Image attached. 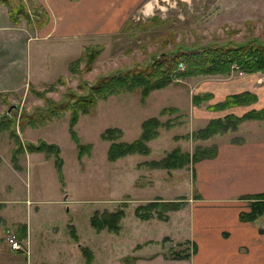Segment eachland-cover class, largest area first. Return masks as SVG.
<instances>
[{"label": "rangeland", "instance_id": "1", "mask_svg": "<svg viewBox=\"0 0 264 264\" xmlns=\"http://www.w3.org/2000/svg\"><path fill=\"white\" fill-rule=\"evenodd\" d=\"M12 1L17 3V0ZM20 1L31 13L34 9L37 13L44 9L38 0ZM148 7L151 8L150 13L141 10L132 13L118 33L86 40L90 50L70 70L69 64L84 50L83 47H74L65 52L71 45L68 39L44 42L53 54L51 58L49 55L36 56L31 61L27 79L24 75L18 76L20 71H15L13 66L11 70L16 75L13 80H7L6 68L4 64L0 65V116L13 105L9 112L13 120L10 129L0 131V200L5 197L22 199L16 197L29 195L32 200L40 201L36 212L32 211L27 217L23 208V215L30 226L31 244L41 249L44 253L42 258L49 264H54L52 260L56 259L51 243L62 240L73 244L78 237V243L93 251L96 262L110 264L113 257L153 251L161 244L153 240L166 234L178 237L177 230L184 234L187 229L182 230L180 213L173 215L170 222L155 217L144 221L135 215V208L155 198L177 199L193 193L194 164L197 161L170 169L150 165V162L164 157L176 147L191 153L198 144L212 145L234 135L226 131L214 134V139L211 136L198 140L194 132L216 114L223 115L231 108L215 111L207 106L217 100L215 95L220 97L234 90V86L239 88V84H244L248 77H244L242 72L186 77L168 87L151 91L143 100L138 91L110 96L99 100L91 112L80 113L72 127L68 111L60 117L53 116L45 124L29 126L28 115L44 108L47 99L61 102L70 99L71 93L85 94L96 77L141 64L148 57L172 51L174 46L244 42L253 38L264 42V0H153ZM34 28L36 23H29L25 18L18 23L11 22L9 8L0 2V61L3 55L10 53L12 58H22L24 40L19 39ZM9 39L14 42L12 46L8 44ZM42 40L46 39L43 37ZM30 44L35 49L36 45ZM60 46L64 48L62 52H59ZM93 50L99 53L89 62L88 57ZM205 92H211L212 99L195 105L192 96ZM166 107L175 110L160 114ZM151 116H158L162 122L170 119L172 125L159 127L158 135L148 142L150 152L109 161L106 154L109 142L101 138V133L108 127H118L122 130L120 140L132 141L139 136L142 122ZM247 120L255 119L242 120L236 128L244 126L241 133L246 136L251 133H244L245 129L252 131V127L244 125ZM71 130L83 145L81 150L72 139ZM41 140L60 147V166L52 155L16 151L19 143L25 147L30 142L37 144ZM62 196L66 198L65 204H61L64 201ZM8 208L0 207V239L5 249L10 251L5 241L6 234L9 228L15 229L11 223L21 214L15 206ZM119 208L123 209L124 217L118 232L97 230L91 226L90 217L96 211ZM11 232L15 233V230ZM147 241L150 243L134 249L137 243ZM183 247L178 243H168L167 249L169 252V249ZM78 254L79 264H85L83 254ZM32 257H29V264ZM35 261L33 259L31 264Z\"/></svg>", "mask_w": 264, "mask_h": 264}, {"label": "crops", "instance_id": "2", "mask_svg": "<svg viewBox=\"0 0 264 264\" xmlns=\"http://www.w3.org/2000/svg\"><path fill=\"white\" fill-rule=\"evenodd\" d=\"M38 1L42 3V7L48 14V21L41 28H34L33 31L22 34V39H19L24 40L22 58H12V53L3 55L0 65L4 64L5 75L9 81L10 78L13 80L16 75H13L11 70L13 66L15 71H20L18 76L24 75L27 79L30 77L31 61L36 56L39 58L44 57V55L52 56V49L44 42L68 39L71 41V45L65 52H69L74 47L81 49V47L86 46L88 39L118 33L132 13L138 10L144 11L146 14L150 13L151 8L148 7V3H153V0ZM6 37L7 34L5 33L4 38ZM43 37L46 40H42ZM10 39L8 44L12 46L14 42H11ZM32 42L33 45H36L35 49L30 44ZM59 48L61 49L59 52L64 49L61 46ZM231 73L238 72L232 71ZM263 74L262 72L243 73L244 77L250 78L251 81L245 78L246 81L244 84H239V88L234 86V90L225 92L220 97L215 95L217 100L212 103L223 100L228 94L244 91L254 93L257 99L249 104L231 107L223 115L216 114L213 118L222 117L225 113L240 116L251 109L260 110L264 108ZM244 125L245 127L246 125L252 127L251 132L244 130V133L251 134H247V136L242 134L241 131H243L242 127L244 126H241L230 131L234 135L229 140L219 142L212 140L215 143L212 145L217 148L215 156L199 160L194 164L193 193L177 198V200L182 199L183 205L177 210L170 211L168 219L164 220L170 222L173 215L180 213L182 230L187 229L185 233H180L177 230L178 237L166 234L160 239L153 240L156 243H161L153 251L146 253L137 251L133 256L128 254L113 257L110 264H264V212L254 221H243L239 218L240 212L249 210L250 200L242 197L264 192V118L247 120ZM213 137L216 136H212V139H214ZM202 145L210 146L211 144ZM62 197L64 198V196ZM12 198L5 197L4 200H0V207L5 208L7 206L10 207L8 209H13L15 206V209L20 210V217L14 221L11 220L15 229L7 228H9L8 232L15 230V233L17 230L22 232L24 230L22 239L28 244V253L11 248L8 251L0 239V264H29L30 256H33L30 264L33 259L36 260L34 264H49L42 258L44 253L41 249H36V246L31 244L30 226L23 215V208H25L27 217L32 211L36 212L39 208L38 204H41L40 201L32 200L29 195L16 197L22 199ZM57 199L60 200V197ZM7 201L15 205L7 204ZM66 202V198H64L61 204ZM67 208L70 211V208ZM3 221L4 219L1 224ZM78 242L79 238L76 237L73 244H66L63 240L55 244L51 243L52 252L56 258L52 260V263L79 264L78 253H82L85 264H100L96 262V259V261L94 260L93 251L87 246L83 247ZM147 243L150 242L137 243L134 249L136 250ZM168 243L181 245L187 243L183 246H192L194 250L187 258H172L168 255ZM84 250H89L91 255Z\"/></svg>", "mask_w": 264, "mask_h": 264}, {"label": "trees", "instance_id": "3", "mask_svg": "<svg viewBox=\"0 0 264 264\" xmlns=\"http://www.w3.org/2000/svg\"><path fill=\"white\" fill-rule=\"evenodd\" d=\"M0 2L9 8L10 20L13 23H18L21 18H25L29 23L35 22L36 28H40L48 21V15L44 9H42L41 13H37L36 9L31 13L25 10V6L20 0H17V3H14L12 0H0ZM174 47L170 52L146 58L141 64L137 63L134 66L96 77L86 89L85 94L76 95L75 93H71L70 99L67 98L61 102H53L47 99L44 108L37 109V111L35 110L28 115L29 126L35 127L38 124H45L53 116L57 118L68 111L70 112L69 124L72 127L77 122L80 113L86 114L91 112L99 100H106L110 96L133 91L140 92L141 99L143 100L151 91L168 87L186 77L228 75L232 71L249 74L264 73V42L257 38L244 42L227 41L225 43L214 42L202 45H181ZM83 50L84 52L81 53L80 57L69 64V70L76 61L86 56L85 52L90 50V45L83 46ZM97 53L99 51L96 50L90 53L88 57L89 62ZM212 97L213 94L211 92L198 93L192 96V102L195 105H199L203 101L212 99ZM255 99V95L248 91L232 93L226 95L222 101L208 104L207 108L215 111L223 110L233 106L252 103ZM173 110L175 108L166 107L162 109L160 114L172 113ZM263 118L264 108L260 110L251 109L240 116L228 113L222 117L209 119L204 126L194 132V137L198 140H205L214 134L235 130L242 120ZM12 121L9 112L0 116V131L10 129L9 125ZM163 125H172L171 120L167 119L165 122H162L158 116H151L145 119L141 124L139 136L132 141L120 140L122 136L120 128H106L101 133V138L109 142L106 151L107 159L115 161L127 155L148 154L151 150L148 142L158 135L159 127ZM70 134L81 150L83 145L78 142L75 131L71 130ZM18 145L16 151L19 153L27 151L52 155L55 158V162L59 166L61 165L60 147L55 143L41 140L37 144L30 142L25 147L23 143L21 146L20 143ZM215 154V145L205 146L198 144L191 153L176 147L167 152L164 157L152 160L150 165L167 169L180 168L192 161L211 158ZM14 164L18 166L15 159ZM242 198L248 199L250 202L249 210L239 213L240 220H256L264 212V192L246 195ZM182 205V199L163 200L155 198L147 201L145 204L138 205L135 208V215L142 220L155 217L164 221L168 219L170 211L177 210ZM123 217L124 211L122 208L114 211H96L90 217V224L97 230L106 229L118 232L120 221ZM16 235L22 239L24 230L23 232L17 230ZM184 244L187 245V243ZM193 250L194 248L188 245L179 249H169L168 255L172 258H187ZM84 252L91 255L89 250H84Z\"/></svg>", "mask_w": 264, "mask_h": 264}, {"label": "built area", "instance_id": "4", "mask_svg": "<svg viewBox=\"0 0 264 264\" xmlns=\"http://www.w3.org/2000/svg\"><path fill=\"white\" fill-rule=\"evenodd\" d=\"M6 241L12 250L28 253V244L23 239H20L16 233L8 232L6 234Z\"/></svg>", "mask_w": 264, "mask_h": 264}, {"label": "water", "instance_id": "5", "mask_svg": "<svg viewBox=\"0 0 264 264\" xmlns=\"http://www.w3.org/2000/svg\"><path fill=\"white\" fill-rule=\"evenodd\" d=\"M12 107H13V105H11V106L9 107L8 112H10V110H11Z\"/></svg>", "mask_w": 264, "mask_h": 264}]
</instances>
